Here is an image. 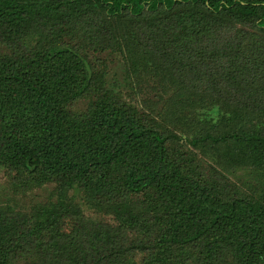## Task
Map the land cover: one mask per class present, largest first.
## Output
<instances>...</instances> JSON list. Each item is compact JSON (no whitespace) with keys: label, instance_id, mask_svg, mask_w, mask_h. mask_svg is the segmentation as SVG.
Masks as SVG:
<instances>
[{"label":"trees","instance_id":"trees-1","mask_svg":"<svg viewBox=\"0 0 264 264\" xmlns=\"http://www.w3.org/2000/svg\"><path fill=\"white\" fill-rule=\"evenodd\" d=\"M1 168L0 264H264V0H0Z\"/></svg>","mask_w":264,"mask_h":264},{"label":"rangeland","instance_id":"rangeland-1","mask_svg":"<svg viewBox=\"0 0 264 264\" xmlns=\"http://www.w3.org/2000/svg\"><path fill=\"white\" fill-rule=\"evenodd\" d=\"M104 57L105 60L108 62L109 65V78L122 80L121 75V66H120V56L116 53H105L100 58ZM147 92V91H145ZM144 95H147L145 93ZM143 96V95H142ZM141 95H138L140 98ZM143 103H141L142 105ZM76 194L77 199L81 202L82 206L85 207L83 204L82 196L80 191H71L70 194ZM80 193V198H79ZM53 194V186L45 185L43 187H30L26 188L20 185V183L16 182V179L11 175V173L5 169H0V205L10 204L12 208L21 211H29L33 205L40 204L46 201L49 197ZM88 214L92 215L93 217H97L99 219L108 220L110 219L109 216L99 214L92 209H89Z\"/></svg>","mask_w":264,"mask_h":264}]
</instances>
